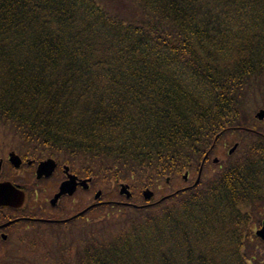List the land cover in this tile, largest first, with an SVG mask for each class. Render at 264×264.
<instances>
[{"label": "trees", "instance_id": "obj_1", "mask_svg": "<svg viewBox=\"0 0 264 264\" xmlns=\"http://www.w3.org/2000/svg\"><path fill=\"white\" fill-rule=\"evenodd\" d=\"M260 108L264 0H0L12 150L158 193L224 138L240 143L198 185L27 230L0 264H264Z\"/></svg>", "mask_w": 264, "mask_h": 264}, {"label": "flooded vegetation", "instance_id": "obj_2", "mask_svg": "<svg viewBox=\"0 0 264 264\" xmlns=\"http://www.w3.org/2000/svg\"><path fill=\"white\" fill-rule=\"evenodd\" d=\"M10 153L12 151L0 157L1 171L5 168V172H7L0 176V184L10 182L12 185L18 186V190L24 193V200L18 207H0V257L6 253L5 243H8L11 236L19 231L40 228L45 225L68 227L73 220H78L87 214L88 207L98 204L101 200L95 199L99 183L92 179L89 184H82L81 181L89 177L80 171L75 172L68 163H64L54 156L41 158L17 152L21 158L19 169L24 171V179L18 181L10 173V170L17 169L10 162ZM50 159L56 163L54 171L50 175L39 176V166L42 162ZM46 170L49 171L48 168ZM193 173L189 174V178L185 179V184L180 188L192 187L196 180H193ZM5 175L6 177L3 178ZM70 175L77 177L75 193L73 195L62 194L56 199L62 184L69 179ZM6 223L9 224L4 226Z\"/></svg>", "mask_w": 264, "mask_h": 264}, {"label": "water", "instance_id": "obj_3", "mask_svg": "<svg viewBox=\"0 0 264 264\" xmlns=\"http://www.w3.org/2000/svg\"><path fill=\"white\" fill-rule=\"evenodd\" d=\"M256 118L263 120L264 119V108H261L257 113H256ZM237 144L232 148L231 152H233L237 148ZM215 161H218L216 158ZM11 162L16 166H20L21 159L18 155L12 153L11 154ZM1 165L0 163V170H1ZM56 167V163L53 159L47 160L45 162H42L41 165L39 166L38 169V175L41 176L43 174L50 175ZM48 168L49 171L46 169ZM68 168V167H67ZM69 169V168H68ZM202 173V169L199 174V178L196 182V184L200 181V176ZM91 181V179H86L82 180V184H88ZM77 187V177L75 175H70L69 179L65 181L62 186L59 194L57 195L56 199L62 195V194H70L73 195L74 192L76 191ZM23 192L19 191L17 187L13 186L10 182H4L0 184V207L1 206H13V207H18L22 204L24 197H23ZM102 192L99 191L96 195V198H99L101 196ZM121 194H126L127 198L132 197V193L130 191V186L129 185H122L121 189ZM154 196V192L151 189H146L144 191V197L149 200ZM7 225V224H5ZM257 234L264 240V222H263V227L258 230Z\"/></svg>", "mask_w": 264, "mask_h": 264}, {"label": "rangeland", "instance_id": "obj_4", "mask_svg": "<svg viewBox=\"0 0 264 264\" xmlns=\"http://www.w3.org/2000/svg\"><path fill=\"white\" fill-rule=\"evenodd\" d=\"M261 123H263V125H264V119L261 121ZM232 137H233L232 139H236L238 141V137L239 136L237 134L232 135ZM229 140H231V138ZM229 140L228 141L224 140L223 141L224 145L223 146L221 145L219 148L224 150V147H225L226 143L229 142ZM9 143H10L9 139L5 138V135L3 134L2 128H0V157L3 156V155L8 154L11 151ZM232 145H233V143H232ZM232 145H230L228 147L230 148ZM229 148L224 150V151H226L225 152L226 155L228 153ZM217 152L219 153L218 156L220 158H226V155L224 153H222L220 149H218ZM5 171H6L5 168L2 169V171L0 173V176H2ZM216 171H218L217 167H215V168L211 167L209 173L212 174V173H214ZM6 173L7 172H5V174ZM10 173L18 181H21L22 179H24V171H20V169L19 170L18 169L10 170ZM195 176H194V178H195ZM5 177H6V175L3 176V178H5ZM97 183H99L98 187H100L103 191L106 190L107 194L104 195V193H103V195H104L103 196V200L104 201H107V200H119V199H122V198L124 199V197L119 194V188H117V182L113 181L111 183H104L102 180L99 179L97 181ZM183 184H184V182H183V180H182V178L180 176L173 185H170V186L169 185H162L160 187V189H159V193L156 194V198L162 196L165 193H167L168 191H170V189L178 187L179 185H183ZM133 192H134V195L136 196L137 199H141L142 198L141 193H140L141 190L133 191ZM88 197L91 198V196H89V195H88ZM93 198L94 197L92 196V199ZM93 218H94V216L92 215V216L88 217V220H91ZM54 226L56 227V226H59V225H54ZM46 227H49V225H46ZM62 227H64V226H62ZM30 237L33 238L34 234H31ZM14 241L17 242V239H15ZM5 247H6V244H5Z\"/></svg>", "mask_w": 264, "mask_h": 264}, {"label": "bare ground", "instance_id": "obj_5", "mask_svg": "<svg viewBox=\"0 0 264 264\" xmlns=\"http://www.w3.org/2000/svg\"><path fill=\"white\" fill-rule=\"evenodd\" d=\"M17 243H19V242H17Z\"/></svg>", "mask_w": 264, "mask_h": 264}]
</instances>
